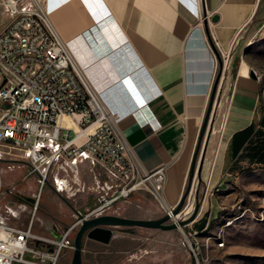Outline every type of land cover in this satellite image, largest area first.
Instances as JSON below:
<instances>
[{
  "label": "crops",
  "instance_id": "1",
  "mask_svg": "<svg viewBox=\"0 0 264 264\" xmlns=\"http://www.w3.org/2000/svg\"><path fill=\"white\" fill-rule=\"evenodd\" d=\"M195 1L197 14L186 7L193 0H49L60 37L120 118L129 154L148 173L163 169L169 206L184 192L215 85L220 127L202 177L220 191L245 169L264 170V0ZM76 171L79 205H87L92 172L87 163ZM218 208L211 205L210 216Z\"/></svg>",
  "mask_w": 264,
  "mask_h": 264
},
{
  "label": "built area",
  "instance_id": "2",
  "mask_svg": "<svg viewBox=\"0 0 264 264\" xmlns=\"http://www.w3.org/2000/svg\"><path fill=\"white\" fill-rule=\"evenodd\" d=\"M2 6L7 23L0 31V147L16 150L28 160L27 176H38L39 190L23 225L0 218V264H56L80 219L53 238L33 233L50 170L56 171L58 191L68 189L69 173L75 178L79 164L87 163L91 172L105 176L101 190L108 199L85 216L77 213L85 218L107 215L102 213L109 206L146 182L158 178L162 183L164 172L144 171L129 154L117 127L120 118L89 84L60 37L50 18L49 0H2ZM186 7L197 14L195 0ZM227 60L220 53L223 70ZM63 118L69 124H61ZM59 172L63 176L58 178Z\"/></svg>",
  "mask_w": 264,
  "mask_h": 264
},
{
  "label": "rangeland",
  "instance_id": "3",
  "mask_svg": "<svg viewBox=\"0 0 264 264\" xmlns=\"http://www.w3.org/2000/svg\"><path fill=\"white\" fill-rule=\"evenodd\" d=\"M1 9L0 19L5 16L2 6ZM219 118V112L214 114L213 110L204 161L213 158ZM211 168L208 166L207 169ZM28 171V160L20 152L0 147V218L7 223L23 225L29 218L39 181L35 174L27 176ZM55 174L54 169L48 172L33 225L34 234L47 238L60 235L64 229L52 216L59 215L71 225L78 220L77 213L85 216L108 199L101 190L107 179L98 172H92L91 182L86 183L91 194L90 203L82 206L79 202L83 192H79L76 178L69 173L68 189L58 191L54 184ZM62 176L59 172L58 178ZM213 185L211 180L207 181L202 174L199 179L195 173L177 221L191 213L196 201L199 209L196 217L185 226L170 231L112 227L108 228L111 235L107 242L84 236L82 264H264V170L245 169L224 182L220 191ZM186 187L187 181L184 192ZM20 204L25 206L24 210L18 209ZM211 205L219 208L210 216ZM47 206L51 214L47 213ZM172 207L162 194L161 181L155 178L131 192L126 199L109 206L102 214L155 220ZM203 221L205 228L200 230L198 225ZM172 223L174 221L170 219L168 224ZM78 228L79 225L67 236L56 264H70L71 247Z\"/></svg>",
  "mask_w": 264,
  "mask_h": 264
},
{
  "label": "water",
  "instance_id": "4",
  "mask_svg": "<svg viewBox=\"0 0 264 264\" xmlns=\"http://www.w3.org/2000/svg\"><path fill=\"white\" fill-rule=\"evenodd\" d=\"M251 77L253 79L256 78L253 71H251ZM215 90L216 85L213 87L209 105L199 130L197 143L192 155L188 171L187 187L185 192L182 193L176 205L172 207L169 213H166L164 216L155 220L131 219L115 215H101L94 218H85L78 214V218L80 219V226L74 237L73 253L70 264H82V243L84 236L91 240L94 239L107 242L111 235V230H109L108 228L139 227L146 229H160L164 231H170L178 227L185 226L188 222L192 221L196 217L199 209V204L197 201L195 203V207L192 208L191 213L187 217L177 221L176 223L174 222L172 224H168V221L171 219V215L178 216L181 213L182 207L185 203L195 173L200 179L204 161V153L207 141L209 139L211 126L213 123L212 103ZM91 234H93V236Z\"/></svg>",
  "mask_w": 264,
  "mask_h": 264
},
{
  "label": "bare ground",
  "instance_id": "5",
  "mask_svg": "<svg viewBox=\"0 0 264 264\" xmlns=\"http://www.w3.org/2000/svg\"><path fill=\"white\" fill-rule=\"evenodd\" d=\"M63 121H67L66 123H68L69 122V120H68V118H63L62 119ZM61 120V121H62ZM69 124V123H68ZM75 129H76V131H77V128L75 127ZM80 140V139H79ZM79 140H77V142H79ZM197 175V174H196ZM167 211V213H169L171 210L170 209H167L166 210ZM171 217V220H173L175 223L177 222V219H178V217H179V215L178 216H173V215H171L170 216ZM92 236H93V234H91Z\"/></svg>",
  "mask_w": 264,
  "mask_h": 264
},
{
  "label": "trees",
  "instance_id": "6",
  "mask_svg": "<svg viewBox=\"0 0 264 264\" xmlns=\"http://www.w3.org/2000/svg\"><path fill=\"white\" fill-rule=\"evenodd\" d=\"M198 228L200 230L204 229L205 228V222L203 221L201 224L198 225Z\"/></svg>",
  "mask_w": 264,
  "mask_h": 264
},
{
  "label": "flooded vegetation",
  "instance_id": "7",
  "mask_svg": "<svg viewBox=\"0 0 264 264\" xmlns=\"http://www.w3.org/2000/svg\"><path fill=\"white\" fill-rule=\"evenodd\" d=\"M92 264V263H91Z\"/></svg>",
  "mask_w": 264,
  "mask_h": 264
}]
</instances>
